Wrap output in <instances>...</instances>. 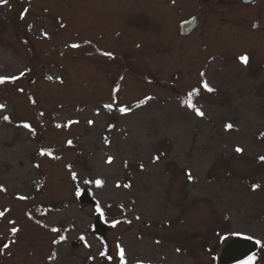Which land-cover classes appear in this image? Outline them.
<instances>
[{"label": "rangeland", "instance_id": "1", "mask_svg": "<svg viewBox=\"0 0 264 264\" xmlns=\"http://www.w3.org/2000/svg\"><path fill=\"white\" fill-rule=\"evenodd\" d=\"M0 77V264H264V0H0Z\"/></svg>", "mask_w": 264, "mask_h": 264}, {"label": "snow or ice", "instance_id": "2", "mask_svg": "<svg viewBox=\"0 0 264 264\" xmlns=\"http://www.w3.org/2000/svg\"><path fill=\"white\" fill-rule=\"evenodd\" d=\"M4 2H6V0H4ZM72 47H78V45H72ZM106 54H107V55H111V53H106ZM241 60H242L243 62L246 63V62H247V57H246V56L241 57ZM5 79H6V78H4V77H0V83H4V82H5ZM13 79H15V78H13ZM48 79H51V77H48ZM204 87L207 88L208 91H212V89L209 88L207 84H205ZM108 107H111V105H108ZM120 111H121V112H126L127 109H125V108H121ZM197 114L203 116V112L199 111V109H197ZM4 119L7 120L8 117H4ZM89 123H92V121H89ZM24 127L28 128L29 125H28V124H25ZM57 127H60V125H57ZM229 127H231V126L229 125ZM67 143H68L69 145H71V144H72V141L69 140ZM236 151H237V152H240V151H242V149L237 148ZM42 154H43V151H42ZM262 159H264V158H262ZM110 160H111V158H110ZM73 178L75 179V174H73ZM101 183H102V182H101L100 180H97V181H96V184H97V185H100ZM253 187L255 188V187H257V186L254 185ZM21 199H24V197H21ZM97 211L100 212L101 209H100L99 207H97ZM101 214H102V213H101ZM3 215H4V213H3V212H0V217H2ZM115 223H118V221H117V222H114V225H113V226H115ZM11 231H12L13 233H15V232L18 231V229H16L15 227H13ZM53 231H57V230H56V229H53ZM257 243H259V241H257ZM119 254H120L121 262H122V264H123V261H124V250H123L122 248L120 249V253H119ZM101 255H104V253H101ZM251 259H252V258H250V260H249V264H251Z\"/></svg>", "mask_w": 264, "mask_h": 264}, {"label": "water", "instance_id": "3", "mask_svg": "<svg viewBox=\"0 0 264 264\" xmlns=\"http://www.w3.org/2000/svg\"><path fill=\"white\" fill-rule=\"evenodd\" d=\"M244 2H251L253 0H243ZM259 26V23H255L254 27L257 28ZM197 27V17L193 16L185 21H183L180 25V32L181 34H188L192 30H194Z\"/></svg>", "mask_w": 264, "mask_h": 264}, {"label": "trees", "instance_id": "4", "mask_svg": "<svg viewBox=\"0 0 264 264\" xmlns=\"http://www.w3.org/2000/svg\"><path fill=\"white\" fill-rule=\"evenodd\" d=\"M250 258H252V255L250 257L243 258L241 261H238V264L249 263ZM251 262H253V261L251 260Z\"/></svg>", "mask_w": 264, "mask_h": 264}, {"label": "flooded vegetation", "instance_id": "5", "mask_svg": "<svg viewBox=\"0 0 264 264\" xmlns=\"http://www.w3.org/2000/svg\"><path fill=\"white\" fill-rule=\"evenodd\" d=\"M191 17H193V16H191ZM191 17H189V18H191ZM189 18H188V19H189ZM186 20H187V19H186ZM184 21H185V20H184ZM182 22H183V21H182ZM182 22H181V23H182ZM257 23H258V22H257ZM197 24H198V19H197ZM180 33H181V32H180Z\"/></svg>", "mask_w": 264, "mask_h": 264}]
</instances>
